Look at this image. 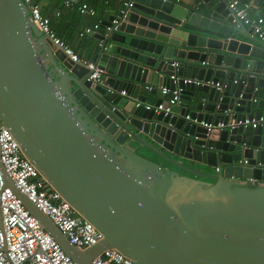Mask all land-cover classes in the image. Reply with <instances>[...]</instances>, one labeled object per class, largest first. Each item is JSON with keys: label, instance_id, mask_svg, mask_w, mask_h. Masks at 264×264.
Returning a JSON list of instances; mask_svg holds the SVG:
<instances>
[{"label": "water", "instance_id": "95a60500", "mask_svg": "<svg viewBox=\"0 0 264 264\" xmlns=\"http://www.w3.org/2000/svg\"><path fill=\"white\" fill-rule=\"evenodd\" d=\"M130 1L118 31L90 33L103 39L92 58L105 70L97 83L23 0H0V120L101 242L72 244L0 158L5 186L78 264L112 247L135 264H264V122L229 125L264 115V39L234 22L227 0ZM174 73L193 108L156 113L135 97L143 84L174 88Z\"/></svg>", "mask_w": 264, "mask_h": 264}, {"label": "built area", "instance_id": "2783aa9c", "mask_svg": "<svg viewBox=\"0 0 264 264\" xmlns=\"http://www.w3.org/2000/svg\"><path fill=\"white\" fill-rule=\"evenodd\" d=\"M28 6L30 18L41 32L54 44L61 48L65 54L76 63L89 68V79L94 82H103L105 70L97 62L81 56L74 50L56 31L51 24V18L44 14L41 6L35 0H23ZM229 8L234 14V22L240 25H250L254 33L264 39V17L253 16L250 12L253 0H227ZM65 6L77 5L82 14L94 16L96 9L88 2L81 0H63ZM133 2L124 0L122 7L110 24L103 25L102 21H96L87 25L81 34H90L100 27L106 33L118 31L124 16ZM60 14V12H57ZM103 39L99 40L102 44ZM177 62H174L176 65ZM174 88L170 85L159 87L165 99L158 104H146V108L156 113L168 114L174 105L184 104V88L179 84L181 77L177 74L171 75ZM184 84H210L212 81H203L197 78L185 77ZM219 85V83H216ZM155 86L148 85L152 90ZM127 94L125 89L120 91ZM257 101V98L253 99ZM141 102L137 101V105ZM186 118H190L189 115ZM264 122V115L259 118L233 119L229 122L231 127L240 124H252L257 127ZM206 126L212 124L204 123ZM220 127L225 123L220 122ZM0 158L8 175L14 180L15 185L33 203L58 226L67 236L69 241L79 247L86 249L99 242L103 233L90 221L81 216L73 205L42 175L38 167L25 156L22 147L12 130L0 120ZM218 167L216 170L218 171ZM0 264H78L68 255L48 232L39 219L33 215L18 196L14 189L5 186L4 172L0 168ZM92 264H135L117 248H106L97 255Z\"/></svg>", "mask_w": 264, "mask_h": 264}, {"label": "crops", "instance_id": "0c3cea01", "mask_svg": "<svg viewBox=\"0 0 264 264\" xmlns=\"http://www.w3.org/2000/svg\"><path fill=\"white\" fill-rule=\"evenodd\" d=\"M41 6V9L44 14L48 15L53 22V29L61 35L63 38H66V41L70 46L74 48L81 56H84L88 59H92L98 46L99 40L95 36L90 34H81L83 28L87 25H92L96 21H106L109 17L113 15H118L124 0H81L88 2L91 6H94L96 9V14L94 16H89L82 14L77 5L67 7L64 5L63 0H35ZM186 3H192L193 0H179ZM199 5H202V0H198ZM60 12V14H57ZM250 12L253 16L264 17V0H253L252 7ZM247 29L252 28L250 25H245ZM94 33H102L107 35L105 29L100 27ZM243 38V37H242ZM244 39V38H243ZM141 94L145 97L146 104H154L159 98L165 99V96L161 92V89H158L156 93L151 92L146 84H143L136 92L135 97L140 96ZM203 96H206L202 92ZM186 101V100H185ZM184 101V102H185ZM189 107L193 108L194 103L192 101H186ZM258 107L254 105L252 111L257 110ZM143 151H147L145 148L140 147L138 150L139 153H142L145 156L153 158L157 161L158 158L155 156H149ZM141 151V152H140ZM148 152V151H147ZM152 154V153H151ZM153 155V154H152ZM195 164L194 162H192ZM199 168L205 169L209 172H217L215 166L206 165L204 163H199L197 165Z\"/></svg>", "mask_w": 264, "mask_h": 264}, {"label": "rangeland", "instance_id": "374dc122", "mask_svg": "<svg viewBox=\"0 0 264 264\" xmlns=\"http://www.w3.org/2000/svg\"><path fill=\"white\" fill-rule=\"evenodd\" d=\"M142 152H144L145 154H147V155H149V156H155V155H152L150 152H147V151H143V150H141ZM140 151V152H141ZM156 157V156H155ZM158 158V157H157ZM158 160H159V158H158ZM167 164V163H166ZM169 165H171V164H169ZM175 167V166H174Z\"/></svg>", "mask_w": 264, "mask_h": 264}, {"label": "flooded vegetation", "instance_id": "af4514ba", "mask_svg": "<svg viewBox=\"0 0 264 264\" xmlns=\"http://www.w3.org/2000/svg\"><path fill=\"white\" fill-rule=\"evenodd\" d=\"M166 165H168V166L171 167V168L178 169V168H176V167H174V166H172V165H169V164H166Z\"/></svg>", "mask_w": 264, "mask_h": 264}, {"label": "trees", "instance_id": "16d2710c", "mask_svg": "<svg viewBox=\"0 0 264 264\" xmlns=\"http://www.w3.org/2000/svg\"><path fill=\"white\" fill-rule=\"evenodd\" d=\"M51 24L53 25V22H52V20H51ZM53 27V26H52ZM61 36V35H60ZM62 37V36H61ZM63 38V37H62ZM65 41H66V38H63ZM67 42V41H66ZM68 43V42H67Z\"/></svg>", "mask_w": 264, "mask_h": 264}]
</instances>
